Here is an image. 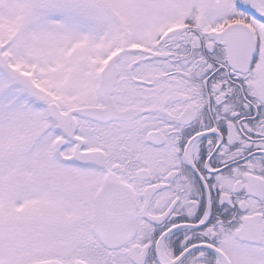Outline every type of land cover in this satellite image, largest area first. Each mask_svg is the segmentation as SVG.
<instances>
[{"label": "snow or ice", "instance_id": "6c2138e0", "mask_svg": "<svg viewBox=\"0 0 264 264\" xmlns=\"http://www.w3.org/2000/svg\"><path fill=\"white\" fill-rule=\"evenodd\" d=\"M0 264H264V0H0Z\"/></svg>", "mask_w": 264, "mask_h": 264}]
</instances>
